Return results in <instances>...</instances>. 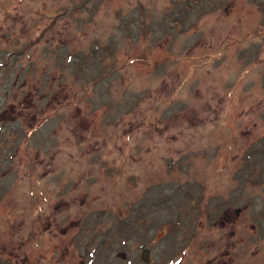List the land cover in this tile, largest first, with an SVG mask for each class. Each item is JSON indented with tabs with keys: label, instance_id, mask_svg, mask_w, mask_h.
<instances>
[{
	"label": "rangeland",
	"instance_id": "374dc122",
	"mask_svg": "<svg viewBox=\"0 0 264 264\" xmlns=\"http://www.w3.org/2000/svg\"><path fill=\"white\" fill-rule=\"evenodd\" d=\"M0 264H264V0H0Z\"/></svg>",
	"mask_w": 264,
	"mask_h": 264
},
{
	"label": "water",
	"instance_id": "95a60500",
	"mask_svg": "<svg viewBox=\"0 0 264 264\" xmlns=\"http://www.w3.org/2000/svg\"><path fill=\"white\" fill-rule=\"evenodd\" d=\"M236 213H238V211H236ZM143 258L145 259V257L143 256Z\"/></svg>",
	"mask_w": 264,
	"mask_h": 264
}]
</instances>
